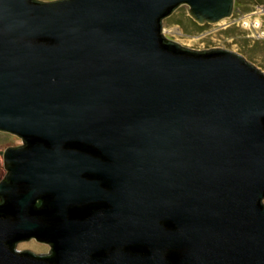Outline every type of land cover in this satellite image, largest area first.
I'll return each instance as SVG.
<instances>
[{
  "label": "water",
  "instance_id": "95a60500",
  "mask_svg": "<svg viewBox=\"0 0 264 264\" xmlns=\"http://www.w3.org/2000/svg\"><path fill=\"white\" fill-rule=\"evenodd\" d=\"M181 4L234 8L0 0V264H264V72L165 36Z\"/></svg>",
  "mask_w": 264,
  "mask_h": 264
},
{
  "label": "rangeland",
  "instance_id": "374dc122",
  "mask_svg": "<svg viewBox=\"0 0 264 264\" xmlns=\"http://www.w3.org/2000/svg\"><path fill=\"white\" fill-rule=\"evenodd\" d=\"M187 8L188 5L181 4L162 20L165 36L192 49L233 50L264 72V0H234L230 16L200 27L193 23ZM18 144H22L19 136L0 130V180L7 171L3 151Z\"/></svg>",
  "mask_w": 264,
  "mask_h": 264
},
{
  "label": "trees",
  "instance_id": "16d2710c",
  "mask_svg": "<svg viewBox=\"0 0 264 264\" xmlns=\"http://www.w3.org/2000/svg\"><path fill=\"white\" fill-rule=\"evenodd\" d=\"M193 23L197 26V27H200V26H204L205 24H206V22L205 23H202V24H198L196 21H193ZM202 28V27H201ZM204 28V27H203Z\"/></svg>",
  "mask_w": 264,
  "mask_h": 264
},
{
  "label": "flooded vegetation",
  "instance_id": "af4514ba",
  "mask_svg": "<svg viewBox=\"0 0 264 264\" xmlns=\"http://www.w3.org/2000/svg\"><path fill=\"white\" fill-rule=\"evenodd\" d=\"M32 238H34V239H36L35 237H32ZM36 240H38V239H36ZM44 242V241H43ZM47 243V242H46ZM48 245H49V250L48 251H46V252H40V253H49L50 252V249H51V246H50V244L49 243H47Z\"/></svg>",
  "mask_w": 264,
  "mask_h": 264
}]
</instances>
